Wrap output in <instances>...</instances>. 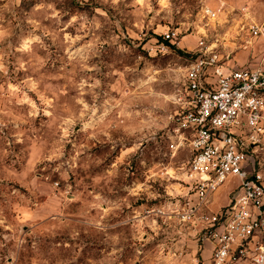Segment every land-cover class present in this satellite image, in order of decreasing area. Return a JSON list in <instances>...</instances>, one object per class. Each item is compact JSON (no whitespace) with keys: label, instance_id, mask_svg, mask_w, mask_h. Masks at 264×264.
Masks as SVG:
<instances>
[{"label":"rangeland","instance_id":"rangeland-1","mask_svg":"<svg viewBox=\"0 0 264 264\" xmlns=\"http://www.w3.org/2000/svg\"><path fill=\"white\" fill-rule=\"evenodd\" d=\"M263 19L264 0H0V264H157L190 248L189 152L164 135L187 54L207 34L230 64L260 60L246 24ZM171 31L182 43L162 49Z\"/></svg>","mask_w":264,"mask_h":264},{"label":"built area","instance_id":"built-area-1","mask_svg":"<svg viewBox=\"0 0 264 264\" xmlns=\"http://www.w3.org/2000/svg\"><path fill=\"white\" fill-rule=\"evenodd\" d=\"M204 14L219 15L211 7ZM246 32L264 40V19L250 20ZM206 35L188 53L164 133L171 151L189 152L179 177L194 203L184 219L198 226V241L212 243L211 264H264V50L253 63L230 64L231 54ZM178 37L166 32L160 46L180 44ZM234 181L228 201L214 210L216 193Z\"/></svg>","mask_w":264,"mask_h":264},{"label":"crops","instance_id":"crops-1","mask_svg":"<svg viewBox=\"0 0 264 264\" xmlns=\"http://www.w3.org/2000/svg\"><path fill=\"white\" fill-rule=\"evenodd\" d=\"M181 43L182 42H180V44ZM254 53L255 50L252 49L250 52H247L245 57ZM245 57L241 58L239 63L236 61L235 64H245ZM212 249L213 245L210 241L200 242L197 239L193 245H190V248L185 250L180 249L178 251H173L168 255L164 254L158 256L157 264H211L210 258Z\"/></svg>","mask_w":264,"mask_h":264},{"label":"trees","instance_id":"trees-1","mask_svg":"<svg viewBox=\"0 0 264 264\" xmlns=\"http://www.w3.org/2000/svg\"><path fill=\"white\" fill-rule=\"evenodd\" d=\"M177 51H178L179 53H181V50H180V49H177ZM187 56H189V54H187Z\"/></svg>","mask_w":264,"mask_h":264},{"label":"bare ground","instance_id":"bare-ground-1","mask_svg":"<svg viewBox=\"0 0 264 264\" xmlns=\"http://www.w3.org/2000/svg\"><path fill=\"white\" fill-rule=\"evenodd\" d=\"M246 48V47H245Z\"/></svg>","mask_w":264,"mask_h":264}]
</instances>
